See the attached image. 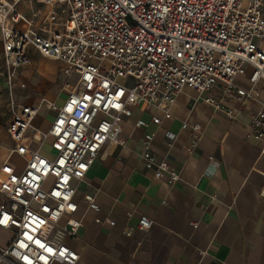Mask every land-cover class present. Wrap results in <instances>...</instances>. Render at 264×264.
<instances>
[{
    "label": "built area",
    "instance_id": "obj_1",
    "mask_svg": "<svg viewBox=\"0 0 264 264\" xmlns=\"http://www.w3.org/2000/svg\"><path fill=\"white\" fill-rule=\"evenodd\" d=\"M21 1L0 0L9 154L25 161L20 174L1 167L0 230L11 238L0 246V264H76L78 254L62 242L64 236L75 237L80 224L73 218L72 181L84 178L105 144L121 145L120 122L131 117V108L165 110L189 88L233 119V111L212 96L216 87L243 104L264 90V0H29L28 15L19 12ZM32 2L48 8L44 22L35 23ZM29 49L62 65L71 86L61 105L16 101L15 92L25 90L19 71L30 62ZM239 76L247 77V88L236 83ZM42 103L55 112L48 132L40 134L43 140L51 137L52 158L31 150L27 136L36 131L31 123ZM258 104L247 136L261 144L264 156V100ZM150 121L160 122L155 116ZM192 130L200 133L197 125ZM167 137L171 147L174 136ZM149 144L150 139L144 142L140 155L145 169L154 180L178 182V173L157 160ZM83 200L98 211L92 196ZM151 225L140 216L136 229L147 232ZM132 231L122 233L130 237Z\"/></svg>",
    "mask_w": 264,
    "mask_h": 264
},
{
    "label": "crops",
    "instance_id": "obj_2",
    "mask_svg": "<svg viewBox=\"0 0 264 264\" xmlns=\"http://www.w3.org/2000/svg\"><path fill=\"white\" fill-rule=\"evenodd\" d=\"M34 5L32 2L31 9L37 13L35 23L44 22L43 8H48L35 9ZM28 53L30 62L19 71L25 90L15 92L16 101L37 106L44 99L61 105L71 86L62 65L32 49ZM0 64L3 72L1 51ZM32 75L39 92L43 90L39 78L51 83L59 75L61 93L40 94V99H34L28 92L29 86L33 87L29 83ZM236 83L248 87L246 76L237 77ZM212 96L233 111V119L207 106L189 88H183L165 110L133 107L131 117L121 119V145L105 144L84 178L72 181L77 205L73 218L80 224L76 236H64L62 242L78 254L76 264H264V201L260 197L264 156L260 154L261 144L247 136L250 117L258 110V101L264 100V90L259 88L258 98L244 104L225 97L220 86ZM42 105L49 117L27 136L31 150L40 152L45 145L53 155L51 137L43 140L40 134L48 132L55 112L46 103ZM152 116L160 120L159 124L150 121ZM9 120L5 87L0 81V172L6 165L20 174L25 161L20 169L9 162L12 156L21 158L9 154ZM138 120L147 126L137 127ZM195 125L200 128L199 134L192 130ZM35 132L39 145L33 138ZM167 134L174 136L171 147ZM149 139L152 155L165 160L178 173L175 184H169L165 177L154 180L145 169L140 155ZM85 195L92 196L98 211L87 207ZM140 216L152 221L147 232L136 229ZM130 228L131 236L125 237L122 232ZM0 231L11 238L10 232Z\"/></svg>",
    "mask_w": 264,
    "mask_h": 264
},
{
    "label": "rangeland",
    "instance_id": "obj_3",
    "mask_svg": "<svg viewBox=\"0 0 264 264\" xmlns=\"http://www.w3.org/2000/svg\"><path fill=\"white\" fill-rule=\"evenodd\" d=\"M35 9H38V8H42L41 5H34ZM18 10L19 12L21 13H24L25 15H28L30 13L31 10H29V1L28 0H24V1H21L19 4H18ZM43 11L45 12V8H43ZM58 11V10H57ZM42 12V11H41ZM34 59H37V57H33ZM39 58V57H38ZM37 61V60H36ZM36 71H37V67L36 68H33V74H36ZM1 74H3L2 72V67H1V64H0V81L3 82V77L1 76ZM37 79L35 78L34 75H32L30 77V81L29 83L33 86H29V90L28 92H30L31 96L38 100V98L40 99V96L41 97H44L43 95L45 93H50L51 95L55 96V95H59L61 93L60 91V87H61V84H62V79L61 77L59 78V75H56V78L54 81H52L51 83L50 82H42L39 78V83L42 84L40 85V87L43 88V90H41L40 92L37 91L34 87L38 88L37 86H35V83H36ZM74 81V79L72 80V82ZM6 93V91H5ZM41 94V95H40ZM40 95V96H39ZM56 99V97H55ZM44 100V99H42ZM58 100V97L56 99V101ZM43 106V105H42ZM41 106V107H42ZM49 113L45 111V109L42 107L41 110L39 111L38 115L35 117V119H33V122L31 123V127L34 129V130H38L41 128L42 126V123L47 121L49 115ZM43 121V122H42ZM33 138L35 140V143L36 145H39L40 144V141H39V136L35 133H33ZM40 153L42 155H46L47 153L49 155H47V157L49 158H52L53 155H51L49 152H48V148L47 146H43V148L41 149ZM14 167H16L17 169H20L23 165H24V159L23 158H18V157H11L10 161H9ZM10 239V237L8 235H5L3 234L1 231H0V246H3L7 240Z\"/></svg>",
    "mask_w": 264,
    "mask_h": 264
}]
</instances>
